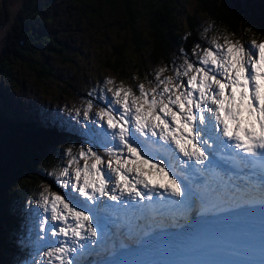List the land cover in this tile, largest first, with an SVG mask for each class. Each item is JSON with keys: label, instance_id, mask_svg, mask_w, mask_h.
Returning a JSON list of instances; mask_svg holds the SVG:
<instances>
[{"label": "snow or ice", "instance_id": "obj_1", "mask_svg": "<svg viewBox=\"0 0 264 264\" xmlns=\"http://www.w3.org/2000/svg\"><path fill=\"white\" fill-rule=\"evenodd\" d=\"M221 39L222 43L214 38L210 47L193 49L199 66L185 56L180 65L161 67L135 89L106 80L111 100L95 119L90 115L93 103L87 102L83 120L100 131L88 128L84 135L103 152L82 146L77 158L67 150L70 163L61 173L68 178L64 186L83 201L45 191L40 207L46 217L38 225L45 235L37 239L50 235L54 242L33 264H87L89 249L94 250L106 226L92 212L116 205L135 209L145 200L153 202L154 196L177 209L193 207L197 193L186 191L154 152L178 153L189 173H211L221 167L220 149H235L243 163L258 168L264 204V42L253 40L246 48L228 36ZM105 197L115 204H107ZM259 255L258 261L235 264H264V249Z\"/></svg>", "mask_w": 264, "mask_h": 264}, {"label": "trees", "instance_id": "obj_2", "mask_svg": "<svg viewBox=\"0 0 264 264\" xmlns=\"http://www.w3.org/2000/svg\"><path fill=\"white\" fill-rule=\"evenodd\" d=\"M181 1L18 0L11 16L10 0H1L0 25L5 31L0 51V219L6 231L14 229L2 207L27 203L36 194L38 183L49 179L50 169L66 158L63 152L72 140L75 151L86 146L73 138L79 133L72 129V121L41 117V111L15 101L17 90L20 93L16 96H22L28 83L49 81L52 91H61L56 100L72 91L85 97L79 81H85L84 69L91 61L77 62L76 72L71 73L75 60L69 55L80 53L82 58L83 52L92 55L91 49L105 57L99 61L104 69L117 72V78L135 89L137 84L151 80L159 66L170 68L181 63L183 54L198 63L192 52L197 45L201 49L206 46L202 31L221 43V37L228 36L246 48L253 40L264 41V0H183L195 5V16L185 18V28L178 20ZM116 13L124 19L129 47L117 39V27L110 20ZM195 17L202 19L200 25ZM141 21L146 31L138 27ZM72 32L77 36L72 37ZM87 33L100 38L96 46L94 41L90 46Z\"/></svg>", "mask_w": 264, "mask_h": 264}, {"label": "rangeland", "instance_id": "obj_3", "mask_svg": "<svg viewBox=\"0 0 264 264\" xmlns=\"http://www.w3.org/2000/svg\"><path fill=\"white\" fill-rule=\"evenodd\" d=\"M9 3H10V10H11L10 14L11 16H13L16 12V5L18 4V0H10ZM194 8H195V5L193 2H189V1L184 2L183 0L181 1L178 7V10H179L178 20H179L180 25L183 28H185V18L191 14L195 16V14H193ZM110 20L112 24H114L115 27H117V39H120V42H126L127 47H129L130 38L128 37L127 29L126 30L123 29L124 19L120 17L118 13H116L110 18ZM195 20L200 25V21L202 19L199 20L195 17ZM138 27L141 30L146 31V26L144 23H142V21L138 24ZM4 31L5 30L0 27V51H1V47L3 46ZM77 34H78L77 32H72L70 35L72 37H76ZM108 35L112 36L113 34L108 33ZM201 36L206 41L205 48L210 47L211 41L214 39L212 34L206 31H202ZM86 38L91 39L90 46L93 41H94L93 42L94 45L96 46L97 45L96 39H100L99 37L94 36L92 33H87ZM255 41L259 43L257 40ZM260 42H263V41H260ZM75 48H77V46H75ZM91 50L93 51L92 55H89L88 52H83L82 58H81L80 53L76 55V57H75V53H71L69 55L70 57L73 58V60H75V66L70 68L71 73L76 72L77 62L78 64H83L85 61H88V60L91 61L84 69L85 73L83 77L85 81H83V79L79 81L80 86L83 88L82 91L85 92L86 94L85 97H82L78 95L77 92L72 91V92H68L67 96L62 95L61 97H59V100H56L57 95H59L61 91L53 90L55 93L54 95L53 91L51 90L52 83L49 81L48 82L41 81L39 83H28L26 85L27 89H25L22 92L23 93L22 96H16L17 94L20 93V90H17L16 92L17 94L15 93L14 95V97H16L15 101H17L18 104H22V106L29 105L31 109L37 110L39 112L41 111L43 114V115L41 114L42 115L41 117L48 116L50 118H53L55 116H58L64 120L72 121L74 124L72 129L79 133L78 135L75 134L77 135V137H73V138L78 139L80 142H85L86 146L84 147L96 146V145H92L88 143V140L90 139V137H87L84 135L87 129L95 128L97 131H100V128L97 125L91 123V121L83 120V111L86 109L87 102L91 100L93 103V109L90 115L92 116L93 119H95L96 112L102 107L109 106L107 102L111 100V93L106 92V84H105L106 80L112 79L116 82L117 85L123 83L126 87H128V84L126 82L117 78V72L115 73L111 70L104 69L102 64L99 63V61L102 58L104 59L105 57H101V55L96 54V52H94V49H91ZM106 57H111V55H107ZM182 57L185 58V55H182ZM114 61L115 60H111V63H114ZM181 63H176V65L178 66ZM197 66H199L198 63H197ZM161 67H165V66H159L158 68L160 69ZM171 67H173V64L170 66L169 69H171ZM185 83H186V80H185ZM30 86L31 88H29ZM77 110L80 111L81 113L80 116L76 115ZM37 117L39 118V115ZM68 133L72 134L70 131H68ZM159 143L163 144L162 141H160ZM68 147L71 148L72 155L78 158V152L81 148L78 151H75L73 140L72 142L68 144ZM164 147L167 148L169 146L165 145ZM67 150L66 151L64 150L63 152L64 155H66V158L59 165L57 163L48 172L47 176L49 175L48 176L49 179L45 183H43L42 181L38 183V190L36 191V194L27 202L29 206H26L25 209H22L19 206L13 207L12 209L13 212L15 211H20L21 213H23L24 211L26 212L25 215L24 214L22 215L23 221L17 224L18 229L16 225L12 224L13 226L16 227L14 229V232H11L10 230L6 231L5 222L3 223L1 222L0 224V230H3V233L1 235L4 236L7 240L9 239V236L13 235L17 237L19 239L18 241L22 244H29L30 246L31 243H33V246H30V248H31L32 253L35 255V258L31 260L23 256L20 264H33V261H39L41 258H43V252L47 250V248L54 242V239L50 235L47 236L46 240L37 239L38 236L45 235V233L39 232V227H38L39 221L46 217V214L43 212V209L40 207L41 202H42L41 198H42V195L45 194V191L47 190L48 192H56L57 194L65 196L69 200L83 201L82 197H79L77 193H74L71 191L70 186L69 187L64 186L67 183L68 178L63 177L61 173L64 168L69 166V163H70V157L67 155ZM160 152H154L153 155H155L157 159H161L164 162L166 161L167 159L166 156L168 155L170 160H169V163L166 165H168L170 168L171 166H174L175 163L178 161L176 160L177 157L176 159L175 158L173 159V157L175 156H173L172 154L165 153V156H162ZM80 163L82 165L83 161H81ZM178 166H179L178 173H176L174 170L173 172L175 173V177L178 178L182 184H184L183 181L186 178L188 169L184 166V164L182 163V160L178 161ZM70 171H74V166L72 169H70ZM204 190L206 194L208 195V197L213 200H217L219 197H223L226 201H231L232 199H235V200L241 199L243 195L248 196L250 198H253L255 196L253 193L247 194V192H243V191L229 192L228 190H225L223 192L217 193L216 191H211L208 189H204ZM105 202L108 204L107 201ZM204 205H205L204 201L200 199L199 195L197 194L195 198L194 206L187 208V210L190 212L191 210H194L196 207L204 206ZM6 209L8 210V207L3 206L1 210H6ZM29 211L31 212L30 215L28 214ZM91 214L93 215V217L97 216V214L94 212H92ZM98 215L100 216V219H101L102 215L101 214H98ZM146 226H148V223L146 224ZM21 229L23 231H21ZM106 230H107L106 227H104L102 232L105 233ZM104 233H100L99 235L104 238V242L98 240V245L95 246V248L97 247V249L95 250L96 254L103 253V251L106 249L107 251H111L112 249H115V247L117 246V243L119 242V238H120L119 232H117V234H113L111 232L107 235V237ZM122 237H123L122 239L126 240L125 237H128V232L125 231ZM126 242L132 243L131 238H127ZM93 258H99V257H93ZM85 259L88 262H90L89 258H85ZM17 263H18V260L15 259V261H13L12 264H17Z\"/></svg>", "mask_w": 264, "mask_h": 264}, {"label": "bare ground", "instance_id": "obj_4", "mask_svg": "<svg viewBox=\"0 0 264 264\" xmlns=\"http://www.w3.org/2000/svg\"><path fill=\"white\" fill-rule=\"evenodd\" d=\"M161 144V143H160ZM161 153V155L162 156H165V153H168V152H166V151H161L160 152ZM171 154V153H170ZM175 156H177L178 157V159H183L182 157H179V154L177 153V154H175ZM167 157V159H166V161H165V164H168L169 163V160H170V158L168 157V156H166ZM175 157H173V159H174ZM171 168H172V170H175L176 172H177V170H178V161L175 163V165L174 166H171ZM178 173V172H177ZM190 185V184H189ZM195 191L196 192H198V193H201L202 192V190L201 189H199V188H195ZM204 196H205V194L204 193H202ZM105 201H107L108 202V204L109 205H113V202L112 201H109V200H107V198L105 197V198H103ZM205 201H206V206L205 207H203V208H197L195 211H194V214H193V218L194 219H196V218H198V217H201V216H209V215H211V214H213L214 212H216L218 209H221V208H225V209H231V208H234V207H236V206H238V205H240L241 204V202H243V200L240 202V201H236V200H232V201H226V200H224V199H219L218 201H214V200H210V199H208L207 197H205ZM261 203V200H259V199H255L253 202H252V204H260ZM94 213H96L97 215L98 214H101L102 215V217H101V221L103 222V224L104 225H106L105 227H106V231H105V233L104 232H102L101 231V233H104L105 235H106V237H107V235L109 234V233H113V234H117V232H119V234H120V238H119V242L117 243V246L115 247V249H112L110 252H108V254L110 255V254H112V253H115V252H117L118 250H120V249H122L123 248V246H124V244L126 243L127 244V242H126V240L125 239H122L123 237H122V235H123V233L125 232V230L127 229V227H128V225H126V224H123V225H121V224H118V223H116V221L114 220V218H112L111 216H109L105 211L103 212V211H101V212H99V213H97V212H94ZM16 216H17V214H16ZM129 231H132V233H133V235H135L136 236V239L134 240V241H132V243H130V245L131 246H135V244H136V242H137V240L139 239V238H145V237H149L152 233H153V231H149V230H147V229H145V230H142V231H135L133 228H131L130 227V229H128ZM240 240L242 241V239L240 238ZM243 242H241V244H242ZM98 245V244H97ZM96 245V246H97ZM97 249V247L96 248H94V250L93 249H89V251H90V253H91V255H89V256H87L86 258H89V261L90 262H88L87 260V264H99L101 261H102V259H103V257H104V255H103V253H99V254H101V255H97L96 254V250ZM93 257H99V258H93ZM91 258H92V260H91ZM260 258H257V261L259 260ZM133 260V259H132ZM132 260H131V262L129 263V264H132L133 262H132Z\"/></svg>", "mask_w": 264, "mask_h": 264}, {"label": "clouds", "instance_id": "obj_5", "mask_svg": "<svg viewBox=\"0 0 264 264\" xmlns=\"http://www.w3.org/2000/svg\"><path fill=\"white\" fill-rule=\"evenodd\" d=\"M184 55V54H183ZM4 222V221H3ZM141 230H145V229H140L139 231H141ZM146 238V237H145ZM136 238H135V236H133V238H132V240L134 241ZM138 241H144V239L143 238H139L138 239ZM137 255H135V257H136ZM123 262H125V261H123ZM133 263H135V261H133Z\"/></svg>", "mask_w": 264, "mask_h": 264}, {"label": "water", "instance_id": "obj_6", "mask_svg": "<svg viewBox=\"0 0 264 264\" xmlns=\"http://www.w3.org/2000/svg\"><path fill=\"white\" fill-rule=\"evenodd\" d=\"M1 7H2V10H3L4 16L6 17V9H5L4 5L1 4ZM0 27H1V25H0Z\"/></svg>", "mask_w": 264, "mask_h": 264}]
</instances>
